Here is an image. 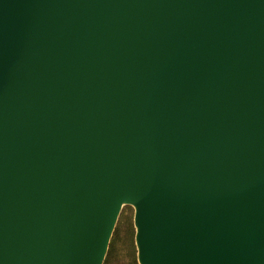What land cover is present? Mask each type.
Here are the masks:
<instances>
[{
    "label": "water",
    "instance_id": "95a60500",
    "mask_svg": "<svg viewBox=\"0 0 264 264\" xmlns=\"http://www.w3.org/2000/svg\"><path fill=\"white\" fill-rule=\"evenodd\" d=\"M264 264V0H0V264Z\"/></svg>",
    "mask_w": 264,
    "mask_h": 264
},
{
    "label": "rangeland",
    "instance_id": "374dc122",
    "mask_svg": "<svg viewBox=\"0 0 264 264\" xmlns=\"http://www.w3.org/2000/svg\"><path fill=\"white\" fill-rule=\"evenodd\" d=\"M133 217L134 209L124 206L112 232L103 264H138Z\"/></svg>",
    "mask_w": 264,
    "mask_h": 264
}]
</instances>
